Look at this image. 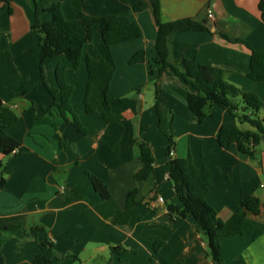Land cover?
I'll return each instance as SVG.
<instances>
[{
  "label": "crops",
  "instance_id": "1",
  "mask_svg": "<svg viewBox=\"0 0 264 264\" xmlns=\"http://www.w3.org/2000/svg\"><path fill=\"white\" fill-rule=\"evenodd\" d=\"M155 1L10 0L8 8L0 9V101L18 118L17 126L7 134L20 144L15 154L0 155L5 166V186L0 189V227L5 229L0 230V264H32L37 255L52 264H213L195 221L189 217L172 222L165 209L167 203L179 204L168 180V130L174 138L172 156L190 157L194 167L211 173L206 201L222 222L231 218L243 199L254 196L260 202L257 215L247 214L260 235L255 238L253 230L245 229L242 235L223 242V264H264V140L253 158L239 154L234 146L221 148L216 138L223 124L238 125L244 131L250 127L239 125L217 107L199 125L186 103L191 89L170 69L159 79L151 75L155 70ZM157 1L163 23L189 18L207 29L171 36V62L185 58L220 69L227 83L258 96L264 104V83L247 76L250 51L236 43L242 40L254 49L263 47L264 9L260 5L264 0ZM137 3L143 8L134 12ZM51 4L59 6L67 21L76 19L77 5L88 16H123L141 31L139 39L110 47L95 34L84 55L86 46L82 51L78 69L62 56L45 62L44 80L52 91L57 89L55 68L65 69L66 81L74 89L71 107L87 129L85 136L57 117L49 93L39 84L38 46L31 25L35 5L39 21L47 22L50 16L44 10ZM207 9L212 11V20L207 19ZM137 50L145 52V61L129 64ZM87 56H99L114 68L105 101L93 115L83 112ZM29 84H34L29 94L11 98V92ZM106 109L123 118L126 130L116 156L110 145L121 130L104 123L101 111ZM49 111L56 130L47 125L30 126ZM132 139L146 142L153 152L154 171L143 182L134 178L143 165L137 146L130 144ZM60 143L64 148L59 149ZM86 171L108 185L110 200L103 201L95 193ZM132 190L137 191L136 201L153 193L155 197L147 207L134 208L127 225H112ZM35 228L40 229V239L53 244L51 250L35 241L31 235ZM154 239L162 241L155 256L151 248ZM114 248L118 252H113Z\"/></svg>",
  "mask_w": 264,
  "mask_h": 264
},
{
  "label": "trees",
  "instance_id": "2",
  "mask_svg": "<svg viewBox=\"0 0 264 264\" xmlns=\"http://www.w3.org/2000/svg\"><path fill=\"white\" fill-rule=\"evenodd\" d=\"M35 1V0H33ZM10 0H0V9L8 8ZM143 8L142 3L135 4L132 9L139 12ZM76 19L65 20L57 4H51L44 12L49 14L47 22L38 19V8L35 5L34 21L31 25L37 46L39 62V84L43 85L52 100V109L57 117L71 126L81 135L87 134V129L81 124L78 114L71 107L73 87L67 83L65 69L56 67L54 80L57 89L50 90L44 80V65L49 59L62 56L73 69H78L82 60L84 47L92 43L93 36L99 34L106 47L139 39L141 31L139 27L127 20V18L115 15L108 17H94L85 15L77 5ZM260 9H264V2ZM152 17L156 27V40L152 63L155 70L151 75L159 79L162 74L170 69L178 76L187 88L191 90L186 94V103L189 111L195 116L199 125L211 117V109L217 107L231 115L239 125H247L250 130L244 131L238 125L223 124L217 134V143L221 148L234 146L239 154L253 158L256 148L264 140V104L258 96L244 93L225 80L224 71L209 66L198 64L189 59L171 62L169 38L175 34L184 32L206 31V26L197 23L193 19H180L163 23L161 11L156 0L152 4ZM236 43L243 45L250 51L248 78L256 83H264V45L261 49H254L248 42L238 40ZM145 61V52L137 50L129 59V64H138ZM85 69L87 79L83 97V112L86 115L95 114L105 101L114 68L101 57H85ZM34 84L22 86L17 92H11V98L25 96L32 90ZM157 109V103L155 104ZM52 112L35 118L30 126L47 125L57 129L55 121L51 118ZM101 118L105 124L118 126L120 134L116 141L110 145V152L116 156L121 148L120 140L126 134L123 128V118L115 115L110 109L101 111ZM18 118L14 112L5 107L0 101V155L8 157L13 151L18 150L20 144L8 136L7 132L17 126ZM167 160L169 165L168 180L171 182L173 192L179 204L173 202L166 204V211L172 222L191 217L198 226L199 232L207 243V255L213 264H223L220 254L222 243L243 234L245 229L254 231V237L260 235L247 219V214L257 215L260 202L250 196L238 204L231 218L222 222L216 211L207 203L206 196L211 185V173L206 168L194 167L190 157L175 159L173 153L174 138L172 133L166 134ZM131 145H136L139 150V160L143 167L134 175L137 181H146L154 171V157L151 147L144 141L132 139ZM64 144H59V149ZM4 164L0 161V189L5 186L3 178ZM91 187L103 201L111 199L108 185L89 172H85ZM137 191H130L125 199L124 211L112 221V225L125 226L129 223L130 212L136 207H147L155 194L147 196L144 200L136 201ZM0 230H5L0 227ZM39 228L31 231V235L41 247L51 250L53 244L48 240L40 239L37 234ZM162 245L160 239H154L151 244L153 255ZM119 249H112L118 252ZM32 264H52L48 258L37 255Z\"/></svg>",
  "mask_w": 264,
  "mask_h": 264
},
{
  "label": "built area",
  "instance_id": "3",
  "mask_svg": "<svg viewBox=\"0 0 264 264\" xmlns=\"http://www.w3.org/2000/svg\"><path fill=\"white\" fill-rule=\"evenodd\" d=\"M206 16H207V19L208 20H212L213 19V14H212V11L210 9H207L206 11ZM17 152V150L13 151L12 154H15ZM171 155H173V153H171ZM263 187V186H262ZM159 203L163 204L164 201L162 198H158L157 199Z\"/></svg>",
  "mask_w": 264,
  "mask_h": 264
},
{
  "label": "rangeland",
  "instance_id": "4",
  "mask_svg": "<svg viewBox=\"0 0 264 264\" xmlns=\"http://www.w3.org/2000/svg\"><path fill=\"white\" fill-rule=\"evenodd\" d=\"M92 44V43H91ZM91 44H88V45H86V47H85V49H84V52H83V55H84V53L87 51V49H89L88 47L91 45ZM83 57V56H82ZM76 73H78V72H76ZM74 87H75V89H76V91H77V89H78V84L77 83H74ZM171 131L170 130H168V132H167V134H169ZM61 181V180H60ZM61 184H62V181H61Z\"/></svg>",
  "mask_w": 264,
  "mask_h": 264
},
{
  "label": "water",
  "instance_id": "5",
  "mask_svg": "<svg viewBox=\"0 0 264 264\" xmlns=\"http://www.w3.org/2000/svg\"><path fill=\"white\" fill-rule=\"evenodd\" d=\"M208 28H210V26H207Z\"/></svg>",
  "mask_w": 264,
  "mask_h": 264
}]
</instances>
